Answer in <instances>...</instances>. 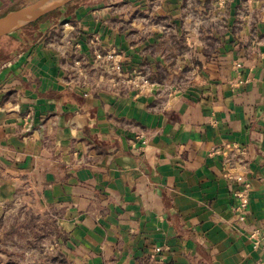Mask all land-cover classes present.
I'll return each mask as SVG.
<instances>
[{
  "label": "crops",
  "instance_id": "obj_1",
  "mask_svg": "<svg viewBox=\"0 0 264 264\" xmlns=\"http://www.w3.org/2000/svg\"><path fill=\"white\" fill-rule=\"evenodd\" d=\"M74 1L0 38V219L16 205L52 217L67 264H256L264 0ZM92 37L151 85L123 89ZM74 59L99 83L86 97Z\"/></svg>",
  "mask_w": 264,
  "mask_h": 264
},
{
  "label": "rangeland",
  "instance_id": "obj_2",
  "mask_svg": "<svg viewBox=\"0 0 264 264\" xmlns=\"http://www.w3.org/2000/svg\"><path fill=\"white\" fill-rule=\"evenodd\" d=\"M26 2L0 0V16L22 8ZM49 218L37 210L11 206L0 219V264H61L57 240L62 234Z\"/></svg>",
  "mask_w": 264,
  "mask_h": 264
},
{
  "label": "built area",
  "instance_id": "obj_3",
  "mask_svg": "<svg viewBox=\"0 0 264 264\" xmlns=\"http://www.w3.org/2000/svg\"><path fill=\"white\" fill-rule=\"evenodd\" d=\"M67 25L68 23H65L64 27ZM98 40V37H92L89 40V44L92 51L91 60L94 63H105L107 69L114 74L115 78L121 79L120 83L123 89H126L129 86L132 89L141 92L151 85L148 73L139 69L134 70L132 75H130L129 77L123 78L120 61L115 60V56L117 54L116 51L112 49L106 52L105 54H102L97 46ZM72 65L75 69V85L80 90L81 94L86 97L90 94L92 90L99 87V83L96 81L89 82V80L85 78V75L87 73V67L83 66L82 59H74L72 61ZM235 67L239 68L240 64L236 63ZM82 78L83 80H78ZM115 85L116 84H114V86ZM139 140L141 147L146 144V140L142 139L141 135H137L134 137L132 143L134 149H141V147L136 146V142ZM231 178L236 184L240 185L241 187L239 190L233 193V196L236 200L235 205L232 207V213L234 214L235 224L239 228L246 229L248 227V193L251 189V184L250 182L246 181L245 178H243V176L241 175H237ZM247 236L251 242L252 248L254 250L260 251L262 254L261 260L258 261L256 264H264V234L258 228H250L247 233Z\"/></svg>",
  "mask_w": 264,
  "mask_h": 264
},
{
  "label": "water",
  "instance_id": "obj_4",
  "mask_svg": "<svg viewBox=\"0 0 264 264\" xmlns=\"http://www.w3.org/2000/svg\"><path fill=\"white\" fill-rule=\"evenodd\" d=\"M73 0H33L0 16V38L44 17Z\"/></svg>",
  "mask_w": 264,
  "mask_h": 264
},
{
  "label": "trees",
  "instance_id": "obj_5",
  "mask_svg": "<svg viewBox=\"0 0 264 264\" xmlns=\"http://www.w3.org/2000/svg\"><path fill=\"white\" fill-rule=\"evenodd\" d=\"M69 4H70V3H69ZM69 4H66V6L69 5ZM59 258H60V262H61L62 264H67V262L64 261L63 258L61 259V256H59Z\"/></svg>",
  "mask_w": 264,
  "mask_h": 264
}]
</instances>
